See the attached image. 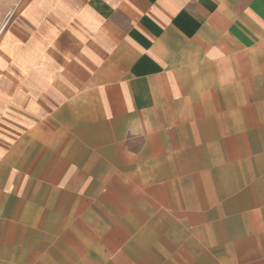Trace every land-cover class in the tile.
I'll list each match as a JSON object with an SVG mask.
<instances>
[{"label":"crops","instance_id":"obj_1","mask_svg":"<svg viewBox=\"0 0 264 264\" xmlns=\"http://www.w3.org/2000/svg\"><path fill=\"white\" fill-rule=\"evenodd\" d=\"M0 264H264V0H22Z\"/></svg>","mask_w":264,"mask_h":264},{"label":"rangeland","instance_id":"obj_2","mask_svg":"<svg viewBox=\"0 0 264 264\" xmlns=\"http://www.w3.org/2000/svg\"><path fill=\"white\" fill-rule=\"evenodd\" d=\"M21 1L22 0H0V26L6 22Z\"/></svg>","mask_w":264,"mask_h":264}]
</instances>
